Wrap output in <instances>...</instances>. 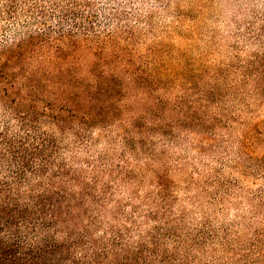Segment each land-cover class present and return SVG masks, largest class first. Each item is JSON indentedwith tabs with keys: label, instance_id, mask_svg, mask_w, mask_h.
<instances>
[{
	"label": "rangeland",
	"instance_id": "rangeland-1",
	"mask_svg": "<svg viewBox=\"0 0 264 264\" xmlns=\"http://www.w3.org/2000/svg\"><path fill=\"white\" fill-rule=\"evenodd\" d=\"M40 1L4 34H76L61 55L31 54L32 69L53 89L60 63L100 113L56 123L19 104L56 138L76 258L264 264V0ZM11 105L0 124L17 133Z\"/></svg>",
	"mask_w": 264,
	"mask_h": 264
},
{
	"label": "trees",
	"instance_id": "trees-1",
	"mask_svg": "<svg viewBox=\"0 0 264 264\" xmlns=\"http://www.w3.org/2000/svg\"><path fill=\"white\" fill-rule=\"evenodd\" d=\"M22 1L28 8L34 5L36 12H45L40 0H0V101L12 104L17 111L12 118L23 130L12 132L9 121L0 124V264H83L75 253L74 205L64 186L68 180H64L63 165L53 161L58 152L56 138L37 133V121L19 104L51 116L56 123L65 119L92 122L100 113L93 111L95 94L83 89L86 94L81 97L80 90H72V79L60 63L56 65V87L42 90L48 75L32 69L31 56L42 47L61 55L80 39L71 32L53 38L43 30L9 41L5 27L16 19ZM85 261L92 264L91 256L86 255Z\"/></svg>",
	"mask_w": 264,
	"mask_h": 264
}]
</instances>
